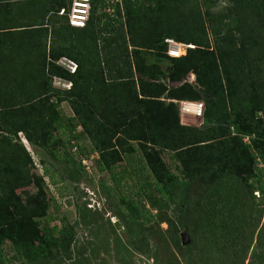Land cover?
<instances>
[{
  "label": "trees",
  "instance_id": "16d2710c",
  "mask_svg": "<svg viewBox=\"0 0 264 264\" xmlns=\"http://www.w3.org/2000/svg\"><path fill=\"white\" fill-rule=\"evenodd\" d=\"M40 1L0 0V264L6 246L19 264L72 258L76 225L88 224L91 209L79 205L81 222L44 221L48 171H34L22 139L55 153L80 137L88 143L80 150L98 155V170L111 172L122 194L125 209L116 212L131 246L147 235L138 205L145 192L158 213L169 208L183 226H200L191 243L171 234L187 264H245L252 248L248 264H264L255 207L264 202V0H226L221 10L219 0H92L83 26L60 14L69 0H43L42 10ZM167 38L195 47L171 56ZM65 57L75 71L59 63ZM57 76L71 86H57ZM184 101L204 103L200 125L182 122ZM137 152L133 173L145 181L124 194L127 170L116 169ZM98 185L110 197L111 187Z\"/></svg>",
  "mask_w": 264,
  "mask_h": 264
},
{
  "label": "rangeland",
  "instance_id": "374dc122",
  "mask_svg": "<svg viewBox=\"0 0 264 264\" xmlns=\"http://www.w3.org/2000/svg\"><path fill=\"white\" fill-rule=\"evenodd\" d=\"M225 4L226 0H219L215 10H221ZM187 80L194 82L195 75L190 73ZM191 105L194 106L195 110L190 109ZM61 109L66 115H72L70 106L66 102L62 104ZM197 110L198 105L195 102L181 103L182 121L191 125H200L202 119L197 116ZM76 132H81V128L77 127ZM22 140L38 164L35 165L34 171L38 173L48 171V173L46 172L45 186L50 200V208L44 221L48 222L50 226H61L63 220L71 224L76 221L81 222L78 211L79 205L83 206L85 203L87 208L91 209L88 224L82 222L76 225L77 235L72 244V258L58 259L51 264H187L179 253L178 247L172 243L171 234L177 233L175 236L181 239L183 245L182 235L187 233L186 239L188 243H191L193 233H197L199 231L197 228L200 226L193 225V229L191 226H183L178 221V216L169 208L160 210L158 213L149 204L150 198L148 199L146 193L142 192L139 193L138 205L144 208L145 212L140 222L144 228H147L146 236L148 238L145 236L138 241V249L131 246L129 243L130 236L124 226L123 219L116 212V208L122 207V210L124 208L120 203L122 194H120V190L112 178V173L98 170L96 166L98 155L80 150V145L88 144L84 137L72 140L66 146L60 147L55 153L33 147L25 138ZM162 156L173 171L177 172L172 153L163 151ZM72 158L81 163V169H76ZM40 161L44 162V166L39 163ZM141 161V155L137 152L127 157L124 165L116 169L118 172L127 170L126 173L124 172L125 179L120 184L124 194H129L132 189L137 190V187L139 189L136 182L144 183L143 177L139 179L133 173V169L140 166ZM101 181H105L107 187H111L110 197H105L101 193V188L98 185ZM93 189L96 191V195H93ZM34 190L33 187L23 188L20 192H33ZM151 190L153 189L151 188ZM155 195L159 196L157 193ZM255 207L259 211L261 210L259 227H264V202ZM168 219L177 220V224L172 227L169 226ZM255 244L256 240H254L253 246ZM6 249L7 255L3 259V263L19 264V260L14 257V252L10 246H6ZM252 253L253 248L250 249L245 264L252 260ZM210 264L212 263L210 262Z\"/></svg>",
  "mask_w": 264,
  "mask_h": 264
},
{
  "label": "built area",
  "instance_id": "2783aa9c",
  "mask_svg": "<svg viewBox=\"0 0 264 264\" xmlns=\"http://www.w3.org/2000/svg\"><path fill=\"white\" fill-rule=\"evenodd\" d=\"M70 4L68 7L61 8L60 14L67 15L68 21L73 26H83L86 24V22L90 19L91 15V8H92V0H69ZM114 1L119 0H108V2L113 3ZM108 12L112 13L114 11V7L109 4L107 9ZM166 42L168 44V54L171 56H181L183 54H186L187 50L189 48L195 47L191 43H182L178 42L177 40L173 38H167ZM184 51L182 53V50ZM59 63L63 65L65 68L75 71L77 65L75 62H73L70 59L62 58L59 60ZM55 84L59 87H66L69 88L71 86V82L62 78V77H55L54 79ZM185 102V101H184ZM182 102V103H184ZM198 105L197 110V116L202 118L203 115V109H204V103L202 101L195 102ZM244 140L246 142H250V137L248 135L244 136ZM259 166L264 165L262 163H259ZM264 179V177H263ZM255 194L259 197L260 191L256 190Z\"/></svg>",
  "mask_w": 264,
  "mask_h": 264
},
{
  "label": "crops",
  "instance_id": "0c3cea01",
  "mask_svg": "<svg viewBox=\"0 0 264 264\" xmlns=\"http://www.w3.org/2000/svg\"><path fill=\"white\" fill-rule=\"evenodd\" d=\"M48 2H50V1H48ZM48 2L45 1V3H44V1L41 0L40 2H38V7L41 9L42 5L47 4ZM41 3H42V4H41ZM49 6L51 7V3H50ZM41 10H42V9H41ZM52 14H53L52 11L49 12L50 20H51V23H52V25H53V23H56V20H55L54 15H52ZM182 122L184 123V121H182Z\"/></svg>",
  "mask_w": 264,
  "mask_h": 264
},
{
  "label": "water",
  "instance_id": "95a60500",
  "mask_svg": "<svg viewBox=\"0 0 264 264\" xmlns=\"http://www.w3.org/2000/svg\"><path fill=\"white\" fill-rule=\"evenodd\" d=\"M186 234L187 233H183V235H182V242H183V244H187L188 243V240L186 239Z\"/></svg>",
  "mask_w": 264,
  "mask_h": 264
},
{
  "label": "bare ground",
  "instance_id": "6f19581e",
  "mask_svg": "<svg viewBox=\"0 0 264 264\" xmlns=\"http://www.w3.org/2000/svg\"><path fill=\"white\" fill-rule=\"evenodd\" d=\"M181 50H182V49H181ZM182 51H183V50H182ZM190 104H191V103H190ZM190 109H191V110H195L194 106H192V105L190 106Z\"/></svg>",
  "mask_w": 264,
  "mask_h": 264
},
{
  "label": "clouds",
  "instance_id": "9594fccd",
  "mask_svg": "<svg viewBox=\"0 0 264 264\" xmlns=\"http://www.w3.org/2000/svg\"><path fill=\"white\" fill-rule=\"evenodd\" d=\"M66 58V57H65ZM68 59V58H67ZM71 60V59H70Z\"/></svg>",
  "mask_w": 264,
  "mask_h": 264
}]
</instances>
